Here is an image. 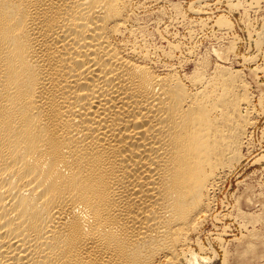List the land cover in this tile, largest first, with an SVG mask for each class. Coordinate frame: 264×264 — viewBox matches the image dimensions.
Here are the masks:
<instances>
[{
	"label": "bare ground",
	"instance_id": "1",
	"mask_svg": "<svg viewBox=\"0 0 264 264\" xmlns=\"http://www.w3.org/2000/svg\"><path fill=\"white\" fill-rule=\"evenodd\" d=\"M148 2L0 0V264H209L197 234L258 104L223 53L152 43ZM172 9L189 39L209 24ZM235 9L250 36L264 0Z\"/></svg>",
	"mask_w": 264,
	"mask_h": 264
},
{
	"label": "rangeland",
	"instance_id": "2",
	"mask_svg": "<svg viewBox=\"0 0 264 264\" xmlns=\"http://www.w3.org/2000/svg\"><path fill=\"white\" fill-rule=\"evenodd\" d=\"M241 1L207 0L209 10L206 13L208 15L204 14L205 16L189 11L191 6L198 4L197 0H163L158 2L149 0L144 6L145 8L139 10V17L142 19L140 22L144 23L143 26L145 25L146 31L153 40L151 42H155L154 44L157 45L162 44V46H165L166 42L178 45L181 52L176 56L179 58L183 57L187 50H192L194 58L208 57L209 59L210 53L213 51H218L219 54L223 53V56L226 57L224 61L226 63L223 65L232 71L241 73L251 96L253 95L254 105L258 104L256 106L258 115L254 120V127L257 126L251 130L253 131L252 135L250 134V140L254 146L252 148L255 151L247 154L249 156L245 154L241 162L235 165L233 173L220 181L222 184L219 183V187L217 186L212 214L213 219L216 217V220L203 224L197 234L202 246L208 252H204L203 257L208 259L209 264H264V167L263 163L254 165L255 161L262 157L261 154L264 156V112H262L264 109V59L258 55L255 44L256 36L254 35V32L260 30L262 21L260 19L264 18V12L247 16L251 31H254L250 37L246 33L245 25L241 22L240 12L238 13L235 9ZM227 3L231 4V8L234 10L228 9L230 7H226ZM173 4L180 9V15L187 23L195 25V23L198 24L205 20L204 23L208 24L209 22V24L201 31H199L200 29L195 30L193 37L189 39L190 30L178 24L176 26L172 22L176 16L172 9ZM232 5H235V8ZM219 19L227 20V23H230L231 29L226 35H220L217 26H212V23ZM210 21H212L211 24ZM229 49L231 50L228 52V56L226 53ZM213 60L214 58H210L212 65L214 64ZM258 99H262V101H258ZM260 101L262 105H259ZM259 106H262L263 109L260 110ZM249 246L255 250L254 253H248ZM194 251L196 254L199 253L195 248Z\"/></svg>",
	"mask_w": 264,
	"mask_h": 264
}]
</instances>
